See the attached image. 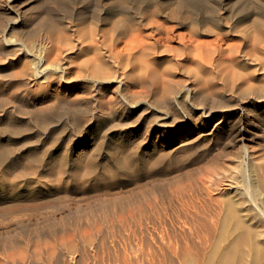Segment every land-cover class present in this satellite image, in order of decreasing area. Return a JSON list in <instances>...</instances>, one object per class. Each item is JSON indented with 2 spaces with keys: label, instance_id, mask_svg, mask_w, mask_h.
I'll return each instance as SVG.
<instances>
[{
  "label": "rangeland",
  "instance_id": "obj_1",
  "mask_svg": "<svg viewBox=\"0 0 264 264\" xmlns=\"http://www.w3.org/2000/svg\"><path fill=\"white\" fill-rule=\"evenodd\" d=\"M47 12L60 37L40 46L44 34H54L38 24ZM135 42L147 44L143 53L108 59L100 74L85 68L107 48L126 52ZM34 55L44 57L39 66L50 75L39 82L21 73ZM56 64L68 82L57 81ZM151 73L181 81L169 106L155 98L154 85L129 79ZM205 74L215 97L233 103L230 112L207 98H185ZM120 79L130 80L127 89ZM191 110L203 123L195 126ZM248 114L264 127V0H0V230L43 219L59 207L47 205L57 199L69 208L81 196L142 184L147 159L169 166L181 139L196 137L194 128L200 140H211L208 157H227L223 136L250 123ZM183 125L193 134L181 136Z\"/></svg>",
  "mask_w": 264,
  "mask_h": 264
},
{
  "label": "bare ground",
  "instance_id": "obj_2",
  "mask_svg": "<svg viewBox=\"0 0 264 264\" xmlns=\"http://www.w3.org/2000/svg\"><path fill=\"white\" fill-rule=\"evenodd\" d=\"M39 5L37 2L33 8L36 10ZM18 21L17 18L8 24L11 31ZM38 24L52 33L58 28L56 16L49 12L41 15ZM44 37L40 46H46V38L60 36L47 33ZM5 40L14 42L8 36ZM146 48L147 44L141 42L127 45L126 52L112 46L97 61L85 62V68L100 74L108 59L117 62L135 52L141 54ZM43 59L42 55L37 60L32 56V67L21 73L36 80L48 78L45 67L39 66ZM55 68L57 81H66V70L59 64ZM208 77L205 74L198 84L188 86L185 98H207L211 104L219 103L220 109L230 112L233 103L225 97H215L216 87L207 82ZM171 78L167 73H151L129 79L145 86L154 85L155 98L168 105L181 83ZM129 79H120L125 89L131 83ZM240 90L248 94L252 88L242 85ZM189 114L195 126L203 123L194 110ZM249 122L251 125V117ZM236 124L226 135L216 134L217 138L226 137L229 143L227 157H208L211 140H200L202 135L194 128L196 137L187 138L189 141L185 136L181 139L185 142L169 166L159 157L147 159L143 174L148 179L142 184L91 198L81 196V203L69 208L65 207L66 200L57 199L47 205L64 209L56 207L41 220L1 229L0 264H101L99 260L104 257L110 264H264V132L259 133V128L263 131L264 127ZM187 130L193 134L183 125L180 135ZM86 225L92 228L80 230ZM12 249L15 251L9 252Z\"/></svg>",
  "mask_w": 264,
  "mask_h": 264
}]
</instances>
